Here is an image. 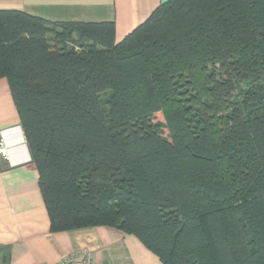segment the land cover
<instances>
[{
	"label": "trees",
	"instance_id": "1",
	"mask_svg": "<svg viewBox=\"0 0 264 264\" xmlns=\"http://www.w3.org/2000/svg\"><path fill=\"white\" fill-rule=\"evenodd\" d=\"M113 27L0 11L50 229L115 228L161 264H264V0H166Z\"/></svg>",
	"mask_w": 264,
	"mask_h": 264
},
{
	"label": "crops",
	"instance_id": "2",
	"mask_svg": "<svg viewBox=\"0 0 264 264\" xmlns=\"http://www.w3.org/2000/svg\"><path fill=\"white\" fill-rule=\"evenodd\" d=\"M166 0H0V11H20L52 22H112L115 41L140 26ZM0 264H56L87 251L92 264H161L134 237L107 226L52 231L18 116L0 79Z\"/></svg>",
	"mask_w": 264,
	"mask_h": 264
},
{
	"label": "built area",
	"instance_id": "3",
	"mask_svg": "<svg viewBox=\"0 0 264 264\" xmlns=\"http://www.w3.org/2000/svg\"><path fill=\"white\" fill-rule=\"evenodd\" d=\"M8 153V147L4 140L0 141V156L6 157ZM56 264H92V259L87 251H75L69 256L63 258Z\"/></svg>",
	"mask_w": 264,
	"mask_h": 264
},
{
	"label": "rangeland",
	"instance_id": "4",
	"mask_svg": "<svg viewBox=\"0 0 264 264\" xmlns=\"http://www.w3.org/2000/svg\"><path fill=\"white\" fill-rule=\"evenodd\" d=\"M156 118H157V120H160V121H162V118H161V116H157Z\"/></svg>",
	"mask_w": 264,
	"mask_h": 264
}]
</instances>
